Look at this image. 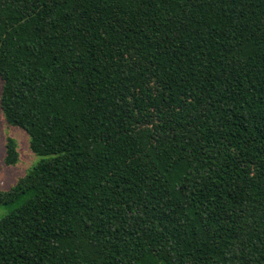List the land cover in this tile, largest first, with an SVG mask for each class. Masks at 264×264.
Listing matches in <instances>:
<instances>
[{
  "label": "trees",
  "instance_id": "obj_1",
  "mask_svg": "<svg viewBox=\"0 0 264 264\" xmlns=\"http://www.w3.org/2000/svg\"><path fill=\"white\" fill-rule=\"evenodd\" d=\"M0 78V264H264V0H0Z\"/></svg>",
  "mask_w": 264,
  "mask_h": 264
},
{
  "label": "rangeland",
  "instance_id": "obj_2",
  "mask_svg": "<svg viewBox=\"0 0 264 264\" xmlns=\"http://www.w3.org/2000/svg\"><path fill=\"white\" fill-rule=\"evenodd\" d=\"M3 82L0 78V98L2 95ZM11 139L16 145L18 160L15 165H6V143ZM40 157L36 156L30 147V136L22 129L9 125L0 107V190L8 191L17 181L26 176L36 166ZM15 206H0V218L13 210Z\"/></svg>",
  "mask_w": 264,
  "mask_h": 264
}]
</instances>
